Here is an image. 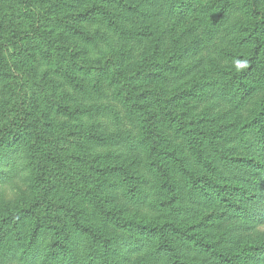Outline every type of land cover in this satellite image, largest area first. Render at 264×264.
Wrapping results in <instances>:
<instances>
[{"label": "trees", "instance_id": "1", "mask_svg": "<svg viewBox=\"0 0 264 264\" xmlns=\"http://www.w3.org/2000/svg\"><path fill=\"white\" fill-rule=\"evenodd\" d=\"M39 1L20 0L25 11L15 7L18 19L13 24L22 23L23 27L12 33L0 32V85L5 81L13 88L9 106L0 116V155L11 154L12 163L15 157L25 156L19 169L32 173L30 187L36 192V197L27 206L8 214L0 210V259L22 264H122L121 260H126L125 253H131L134 259L128 264H188L184 259L185 241L192 244L189 249L195 246L203 248L212 257L215 255L221 260L222 264H237L231 255L221 254L197 231L181 225L185 213L180 210L184 208L175 193L176 187L171 182L169 169L173 166L182 173L189 194L202 198L200 205L213 202L229 206L234 200L231 206L235 207L236 212L249 221L264 225V98L256 102V108L247 111L243 124L237 127L234 140H238L236 144L240 143L241 148L247 150L246 154L243 157L232 156L234 146H224L225 141H231V136L220 133L221 125L211 130L197 129L194 123L184 119L183 111H174V96L163 98L155 89H143L145 85L151 86L153 83L149 71L139 68L121 73L118 61L109 57L101 63H78L75 57L79 51L61 43L58 37H51L50 29H45L44 25H33L32 20L29 22V18L35 19L39 15L35 4ZM182 2L186 4L188 0ZM215 2L214 9L212 4ZM211 3L206 7V12L210 11L212 21L217 22L233 14L229 11V0H213ZM243 4L251 16L241 31L244 37L240 39L246 42V64L238 71L220 72L233 75L232 78L238 82V87L232 91L236 104L241 103L242 97V94L235 95L236 89L249 87L242 81L243 76L249 78L255 74L264 94V9L258 8L256 0H244ZM91 8L95 7L92 5ZM89 13L90 9H85L81 15L89 16ZM78 15L76 13L74 17ZM111 17L108 13L107 21L121 32L122 29ZM51 19L53 17H49ZM58 20L61 19L55 18L53 24H59L55 23ZM60 22L74 32L75 28L66 19ZM217 28L214 27L212 33ZM79 34L87 37L82 31ZM32 43L41 46L40 56L49 61L47 67L64 74L69 81H74L75 73L80 69L81 81L87 90L99 94L103 84L109 87L101 98L126 111L125 116L119 113L112 122L116 126L130 125L139 136L129 133L123 137L95 135L93 124L86 129L87 122L83 121L81 115L95 118L96 104L81 107L85 103H74L66 109L61 96L52 97L49 83L30 81L23 70L18 71ZM145 62L144 68L150 63ZM24 70L28 71L27 68ZM224 81L214 79L212 86L214 84L215 89L224 86ZM226 94H229V90H226ZM87 95L90 96L89 93ZM50 100L52 116H65L68 121L76 118L79 132L68 130L71 137L76 136L68 144L63 145L64 139H68L66 131H62L59 125L45 122L43 109L50 113L46 107V101ZM74 100L71 98L69 102ZM226 100L235 99L226 97ZM115 111L104 103L97 114L99 112L100 116L105 117ZM45 124L49 127V133H45V129L39 130ZM165 142H169L171 147H163ZM183 142L192 156L189 160L193 161H189V165L185 164L182 155L176 154ZM103 144L124 146L132 152L143 153L144 159L139 161V166L155 177L158 183L155 191L160 196L150 204L153 210L161 212L159 214L164 219L154 225L141 223L121 217L106 207L105 199L97 192L99 186L104 185L132 197V178L135 176L129 174L119 181H109L103 177L109 172L107 167L93 168L94 157L84 155L81 150L88 152L93 146ZM8 163L0 165V176L7 173ZM195 165L204 169L206 175L195 173ZM112 170L123 171L125 168L113 166ZM223 179H237L241 184L225 185ZM123 183L127 188L121 191ZM81 205L84 209L79 208ZM101 219L107 220V223ZM29 220L30 225L20 226ZM258 259L264 264V240L258 247Z\"/></svg>", "mask_w": 264, "mask_h": 264}, {"label": "rangeland", "instance_id": "2", "mask_svg": "<svg viewBox=\"0 0 264 264\" xmlns=\"http://www.w3.org/2000/svg\"><path fill=\"white\" fill-rule=\"evenodd\" d=\"M211 1L213 2V0H188L184 4L182 0H41L35 2L39 15H36L35 19L29 18V22L32 20L33 25L34 23L44 25L45 29H50L51 37H58L61 43L79 51L75 57L78 63L84 65L101 63L109 57L118 61L121 73L139 68H143L145 72L149 71L153 83L151 86L145 85L143 89H155L161 93L163 98L174 96L176 102L172 107L174 111H183L184 119L194 123L197 129L211 130L221 125L220 133L226 137L231 136V141H225L224 146H234L231 150L232 156L243 157L247 150L241 148L240 143L236 144L238 140H234L237 127L243 124L247 111L257 107L256 102L262 100L264 94L258 86L260 82L255 74L249 78L243 76L242 81L249 87L242 86L241 90L236 89V96L242 94L241 103L236 104L232 91L239 84L235 78H232L233 75H223L220 72L223 70L238 71L246 64L245 59L248 54L247 47H245L246 42L240 39L244 37L241 31L245 29L247 20L251 16L245 10L244 0H229V11L233 14L222 17L217 22L212 21L210 11L206 12V7L212 4ZM256 2L258 8L264 9V0H256ZM92 5L95 8H91ZM215 5L216 2L212 4L214 9ZM15 7L25 9L20 0H0V32L2 34L17 31L24 25L22 23L13 24L18 19L15 14L17 10L14 11ZM85 9H90L89 16L81 15ZM76 13L80 15L74 17ZM108 13L112 15L111 18L119 29H122L121 32L107 21ZM49 17L53 19L49 20ZM55 18L64 21L66 19L69 25L75 28L74 32L70 31L69 26L61 23V20L56 21L55 23L59 24L54 25ZM36 19L38 21L35 22ZM7 20L10 21L5 25ZM216 26H218L217 30L212 33ZM79 30L87 37L79 34ZM210 33L212 35L206 38ZM1 41L2 39L0 43ZM27 53L26 60L21 62V68L18 71L23 70L25 76L31 79L30 81L49 83L52 86V91H50L52 97L61 96L67 105L66 109L74 103H85L81 104V107L86 104L98 106L95 118L89 119L81 115L83 121L87 122L86 129L93 124V128L96 129L95 135H100V137H123L127 133L134 134L135 137L139 136L138 132L132 131L130 125L116 126L112 122L119 113L124 115L126 111L118 105H113L111 101L108 103L101 98L104 95L102 93H105L109 87L103 84L98 94L86 89L84 82L81 81L80 69L76 71L73 82L59 71H52L47 67L49 61L40 56L41 46L37 43H32ZM139 57L141 59L138 60ZM145 60L150 62L146 68H144ZM26 68L28 71L24 70ZM215 70L220 74L213 73ZM214 79L220 81L225 79V85L215 89L214 84L212 86ZM226 90H229V94H226ZM12 91L13 88L9 84H5V81L1 82L0 116L9 106ZM226 97L235 100L227 102ZM71 98L75 100L69 102ZM51 101H46V107L50 109V113L43 109L46 115L45 122L50 125H59L62 131H66L65 135L68 139H64L63 145L68 144L71 138L76 139V136L71 137L68 134V130L79 132L75 124L77 123L76 118L74 121H71L72 118L68 121L65 116H52ZM104 103L112 106L117 112L106 114L105 117L100 116L99 112L97 114ZM48 128L45 124V126L41 125L39 130L45 129V133H49ZM171 141H173L172 138ZM165 144L163 147L170 146L169 142ZM81 152L88 157H94L93 168L107 167L106 170L109 172L103 177L109 181H119L129 174L135 176L132 178V197L128 193H119L104 185L99 186L97 192L105 199L107 208L121 217L141 223L154 225L165 218L159 214L161 212L153 210L154 207L150 204L158 200L160 196L155 191V186L158 184L155 177L147 174L144 167L139 166V161L144 159L143 153H135L124 146L113 144L93 146L88 152L84 149ZM176 154L182 155L187 165L189 161H193L189 160L192 156L184 142L178 146ZM24 157L17 156L12 163L11 154L0 155V165L9 162L7 173L0 176V210H4L6 214L27 206L36 197L35 189L30 187L29 178L32 173L19 169ZM113 166H119L125 170H112ZM169 171L171 182L176 187L175 193L184 208L180 210L185 213L181 225L197 231L221 254L231 255L237 264H262L258 259V247L264 240V225L249 221L236 212L235 207L231 206L235 203L234 200L229 206L213 202L200 205L202 198L189 194L187 181L182 173H179L173 166ZM193 171L206 175L205 170L196 165ZM228 179L222 180L225 185L241 184L237 179L234 181ZM123 184L121 191L127 188L126 184ZM5 187L15 190V195L8 198L3 191ZM145 194L147 195L143 198ZM235 200L238 201L237 198ZM79 208L84 209V206L81 205ZM101 220L107 223V220ZM30 222L31 220L21 223L20 226L25 227L30 225ZM184 243L186 244L184 252L186 263L222 264L221 260H218L215 255L212 257L209 251L198 246L189 249L192 244L185 241ZM124 256L126 260L122 259V264H128L134 259L131 253H125ZM0 264L22 263L0 259Z\"/></svg>", "mask_w": 264, "mask_h": 264}, {"label": "clouds", "instance_id": "3", "mask_svg": "<svg viewBox=\"0 0 264 264\" xmlns=\"http://www.w3.org/2000/svg\"><path fill=\"white\" fill-rule=\"evenodd\" d=\"M3 191H4V194H5L8 198H11V197H13V196L15 195V190L10 189V188L5 187V188L3 189Z\"/></svg>", "mask_w": 264, "mask_h": 264}]
</instances>
